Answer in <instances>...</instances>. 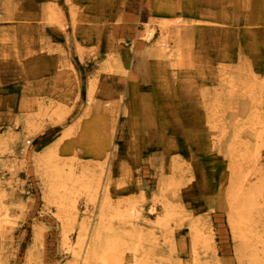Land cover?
Listing matches in <instances>:
<instances>
[{
    "label": "bare ground",
    "instance_id": "6f19581e",
    "mask_svg": "<svg viewBox=\"0 0 264 264\" xmlns=\"http://www.w3.org/2000/svg\"><path fill=\"white\" fill-rule=\"evenodd\" d=\"M127 1L137 3L114 1L111 12L118 13V6ZM146 4L169 19L157 23L158 38L155 26L147 23L131 37H140L142 42L130 39L125 50L112 38L105 55L95 53L92 76L101 77L98 81L105 78L100 84L110 83L115 88L111 94L90 79L83 111L85 116L95 115L86 124V133L92 134L88 130L92 128L95 138L76 130L75 145L64 149L75 158V149L86 138L93 144L87 151L96 159L94 163L61 161L55 143L37 158L43 199L54 205L55 218L66 226L62 227L60 251L69 259L67 264H218L211 252L205 257L199 251L204 231L188 221L186 208L174 197L185 184L191 154L198 158L206 149L216 159L219 153L221 162L229 167L226 204L238 263L264 264V180L247 185L246 165L264 152V54L259 52L264 47V29L258 27L264 24V0H161L158 5L146 0ZM45 6L39 25L11 17L4 4L0 5V20L9 21L4 25L11 36H23L31 43L28 37L39 40V35H53L54 30L45 26L58 22L57 8L40 5ZM69 10L74 15L71 7ZM16 19L22 23L10 22ZM100 27L85 32L96 44ZM35 31L42 33L37 36ZM247 44L250 49L257 48L258 63L256 52L251 54ZM223 58L231 61L229 78L223 71L209 75L208 68L206 79L198 81L194 71L199 62L207 68ZM20 71L25 78L24 68ZM38 79L37 91L22 95L29 99L27 105L35 94L52 97L61 93L52 90L41 76ZM205 80L213 85H205ZM93 94L99 100L94 101ZM34 102L38 109L41 100ZM193 110L190 119L188 113ZM165 129L172 131L166 134ZM21 141L25 146L28 138ZM158 146L166 163L161 170L158 158L147 156L158 182L146 199L148 188L141 180L143 150ZM6 196L0 178V247L6 237L12 238L7 210L14 204L8 203ZM150 214L155 220L152 223L147 219ZM173 223L186 227L177 230ZM73 224L76 233L71 239L65 231ZM182 230L184 237L179 236ZM39 237L38 232L33 234L24 264H45ZM0 264H6L1 252Z\"/></svg>",
    "mask_w": 264,
    "mask_h": 264
},
{
    "label": "rangeland",
    "instance_id": "374dc122",
    "mask_svg": "<svg viewBox=\"0 0 264 264\" xmlns=\"http://www.w3.org/2000/svg\"><path fill=\"white\" fill-rule=\"evenodd\" d=\"M114 1L118 0H0V5L4 4L6 7L5 13H10L11 17L25 18L26 20L22 21L27 24H41L38 18L44 14L48 6L40 7L41 4H53L57 8L56 12L59 13L58 22L51 25L47 23L45 26L54 30L53 35L42 38L39 35V40L28 37L33 40L31 43L23 36L17 34L11 36V30L4 25L9 21L0 20L1 25H4L0 26V139L2 140L0 178L6 186L8 203L10 201L14 204L7 210L12 238L6 237L0 247L1 258L6 264L25 263V252L32 245L35 232L39 233L38 239L40 243H43L44 252L42 253L45 264H67L69 259L59 247L62 227L66 226L61 225V222L55 218L54 205L43 199L42 180L35 165L40 164L37 158H42L41 155H44L45 151L51 149V145L55 143L61 161L73 163L77 160L84 164L94 163L96 159L89 157L90 153L87 151L93 147V144L86 138L82 141L84 145L75 149V158L69 152H64V149L68 144L75 145L76 130L87 134V121L95 116H85L83 111L90 79H95L97 84L105 80L102 78L98 81L101 77L92 76L96 65L95 53H99L100 56L105 55V46L112 38L123 45L122 49L128 50L127 42L132 36L138 35L140 27L147 23L155 26L154 35L158 38L157 23L168 19L159 15L155 11V6L149 7L146 0H136V6L127 1L123 7L118 6V13H112ZM160 1L150 0L154 5H158ZM128 6L131 8L128 9ZM69 7L74 15L71 14ZM22 21L16 19L10 22L22 23ZM257 21L258 19H255V22ZM259 25H261L258 26L259 28L264 29V24ZM100 26H103L104 30ZM99 27L102 31L97 33L98 43L96 44L93 38L89 40L85 32L88 29L92 32L99 31L97 30ZM36 33L38 36V33L42 31ZM4 34L9 37L7 41ZM138 40L142 42L140 37L130 41L135 43ZM10 43L13 45L11 46ZM246 47L250 49L248 44ZM253 51L258 53L257 48L250 49L251 54ZM259 52L264 54V47ZM43 54L47 57H38ZM30 59L33 63H30ZM258 61L257 54V63ZM230 62L228 58H223L210 63L207 68L199 62L195 66L194 75L198 81H201L206 79L208 72L210 75L212 72L220 74L223 71L229 78L227 67ZM23 68L25 78L21 76L20 69ZM40 76L48 82L49 87L52 86V90L56 89L61 93H58L59 96L52 97L35 94L34 100L42 102L37 109L34 100L27 105L29 99L23 98L22 95L24 91L27 93L37 91ZM111 81L114 83L113 80ZM205 85L213 84L207 81ZM100 86L105 87L111 94L112 89L115 88L110 83L100 84ZM76 88L77 94H75ZM92 97L94 101L99 100L96 94ZM193 112L194 110L191 114L188 113L190 119H193ZM83 125L85 127H82ZM88 130L92 133L87 134L88 137L95 138L94 130L92 128ZM170 131L172 130L165 129L166 134ZM63 133L65 135L61 137ZM23 138H28L25 146L21 141ZM143 151L142 169L144 171L141 180L148 188L145 193L147 199V196L156 190L158 182V177L154 174L150 165L151 161L147 160V156L150 155L153 158L156 156L158 159L155 160L162 163L161 170L164 169L166 160L160 157L163 152L161 146H158L156 150L147 151L145 148ZM217 154L218 159L215 158V154L212 156L207 153L206 149L199 153L198 158L191 154L193 157L189 158V169L187 168L185 175L183 174L185 184L176 190L174 197L186 208L188 221L194 223L200 231H204L203 240H201L203 242L199 243V251H203L205 257H208L207 253L211 252L218 264H240L236 259L235 243L228 221L230 211L226 204L230 171L229 167L221 162L219 153ZM174 163L176 165L177 161ZM246 165L249 177L247 185L256 181L263 182L264 152L261 151L254 162L249 161ZM261 190L264 200V188L261 187ZM258 191L261 193L259 187ZM77 200L79 202L80 198ZM147 219L151 223L155 221L151 214L147 216ZM173 226L180 230L184 229L185 225L178 227L173 223ZM192 226L190 224V227ZM68 227L65 233L73 239L76 233L75 224ZM179 236L184 237L183 230L179 232ZM206 236L208 237L205 239Z\"/></svg>",
    "mask_w": 264,
    "mask_h": 264
}]
</instances>
